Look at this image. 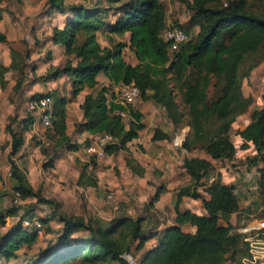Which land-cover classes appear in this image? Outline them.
Here are the masks:
<instances>
[{
  "label": "trees",
  "instance_id": "16d2710c",
  "mask_svg": "<svg viewBox=\"0 0 264 264\" xmlns=\"http://www.w3.org/2000/svg\"><path fill=\"white\" fill-rule=\"evenodd\" d=\"M5 1L10 0H0V18L1 3ZM14 1L20 3L21 0ZM81 1L68 4L66 0H47L48 10L63 12L66 9L71 14L61 29H52L51 35V42L64 45L67 58L61 68H50L36 79H54L65 74L71 86V96L77 95L84 87H93L98 73H102L112 85L133 84L139 90L140 99H152L164 109L173 124L183 122L188 126L189 131L181 143L183 149H201L214 160L230 159L235 153L229 136L230 128L235 118L244 113L252 102L251 97L242 95L240 80L248 76L256 62L241 75L238 70L246 56L264 49V10L260 13L251 11L246 6V0H189L186 2L191 11L188 24L196 26L197 32L169 57L167 43L161 38L166 23L159 0H103L104 6H100L99 0L91 4L89 0ZM109 11L118 14L112 23L105 19ZM102 30L104 37L110 41L106 32L115 36L129 33L128 48L137 63L130 65L123 60V41H117L111 47H100L96 34ZM5 41L0 32V42ZM9 54L10 65L5 67L0 63V88L6 84L3 74L8 68H15L20 74L24 67L23 58L17 52L10 49ZM71 54L77 59L73 65L68 58ZM260 60H264V54ZM170 80L172 86L169 85ZM19 83L20 78H17L13 90L18 88ZM209 87L217 88L219 94L209 99ZM174 89L176 93H173ZM104 90L102 88L95 96L85 95L80 104L84 121L79 126L90 134L109 135L111 142L104 145L103 153L110 155L119 150L125 151L126 165L136 174H141L126 147L143 127L141 115L129 107V125H124L114 111L122 110V107L112 100L107 101ZM175 94H178L179 102L175 101ZM43 96L51 99L49 126L45 128L51 152L60 147L76 150L78 144L71 143L65 134L66 99L57 97L54 92L33 94L30 98ZM31 123V117L26 114L16 122L10 116L4 125V131L10 137L7 159L10 188L9 191H0V200L8 195L11 204L0 208V227L5 224L6 218L16 217L17 220L0 234V264L15 260L21 246L28 247L37 238L33 227L21 225V219L30 215L18 216L20 206L12 202L28 198L50 206V212L39 219L41 225L56 220L61 227L56 232L54 244L22 264H128L123 255H130L132 249L140 250L144 242L151 238H156L157 244L144 251L136 264H239L240 259L247 255L243 234L236 228L243 221H248L253 209H239L233 186L211 181L204 190L207 198L202 199L204 214L178 210L182 196L201 197L196 187L212 169L207 160L197 157L183 160L182 166L190 180L175 193L173 224L160 232L154 227L147 228L144 218L132 219L124 215L110 220L85 218L64 213L55 201L33 190L24 171L12 159L23 143L22 132ZM235 135L240 142L239 149L250 146L254 150L253 155L246 158L248 165L261 163L257 168V207L260 208L257 218L261 219L264 218V154L261 153L264 107L252 110L249 122ZM165 137L156 130L152 139ZM41 151L46 152V149L41 148ZM88 158L93 168L95 156L89 155ZM51 162L48 159L46 166H50ZM79 167L75 184L94 186L95 179L92 171L87 170V164H79ZM160 191L161 188L156 189L150 203L157 199ZM231 213L237 214L235 224L226 222L224 226L219 225V219ZM182 224L193 226L194 230L183 232L180 229Z\"/></svg>",
  "mask_w": 264,
  "mask_h": 264
},
{
  "label": "crops",
  "instance_id": "0c3cea01",
  "mask_svg": "<svg viewBox=\"0 0 264 264\" xmlns=\"http://www.w3.org/2000/svg\"><path fill=\"white\" fill-rule=\"evenodd\" d=\"M78 1L82 2L81 0H66L68 4H77ZM47 6V0H21L20 9L2 10L1 12L0 32L5 36L6 41L0 42V63L5 67L10 65L9 51L12 49L23 58L24 67L20 74L15 68H8L3 74L6 84L0 88V191L10 188L7 161L10 137L4 131V125L10 116L17 115V119L14 117L16 122L28 114L32 123L27 130L22 132L23 143L12 159L18 168L24 171L32 189L37 190L42 197L55 201L64 213L85 218L97 217L102 220H110L123 215L132 219L144 218L147 228L154 227L160 232L166 226L173 224L175 193L179 187L187 185L190 180L182 163L185 158L190 157L207 160L212 165V169L199 180V185L196 187L201 197L193 199L189 196H182L178 203L179 211L189 210L204 214L202 199L207 198L204 190L213 180L233 186L234 194L238 198L239 209L257 207L259 202L257 168L261 166V163L248 165L246 158L253 155L252 147L239 149L240 142L236 140L233 142L235 153L230 159L222 160L211 159L198 148L185 150L181 147V143L189 131L188 126L183 122L173 124L164 109L152 99L139 98L130 106L140 113L143 127L137 131V136L129 141L126 147L128 155L140 168L141 174H136L126 165L125 156L127 154L122 150L110 155L95 156V166L92 168L88 163L89 155L83 148L91 143L97 134H90L80 128L79 125L84 121L80 104L85 95H98L102 88L105 89L103 94L106 100H112L118 104V85L110 84L102 73H98L95 77L96 84L93 87H84L77 95L71 96V86L65 74H60L54 79H36L50 68H61L67 58L64 55V45L51 42V35L52 29H61L71 14L66 9L63 12L51 11ZM1 7H3L2 3ZM117 17L118 14L109 13L105 19L112 23ZM106 33L111 41L104 37L103 30L96 34L100 47H111L115 42L123 41L125 46L121 50V56L126 63L135 65L137 61L128 48L129 33L125 32L122 36ZM124 50H129L131 58L124 56ZM68 58L72 65L77 61L72 54ZM17 78H20V83L18 88L13 90ZM46 92H54L57 97L66 99L64 104L65 134L71 143L78 144L76 150L60 147L55 152H51V146L45 137V128L39 121V112L26 111V102L33 94ZM242 94L247 95L244 90ZM249 97L252 99L251 105L254 104L256 98ZM254 109L259 108L251 106L248 110L251 112ZM120 120L124 125H129L128 109L126 115ZM248 122L249 118L245 125ZM233 128L231 126L230 130ZM156 130L165 134L166 137L153 140L152 137ZM41 148L46 149V152H42ZM48 159L52 160L50 166H46ZM82 163H86L87 170L92 171L95 179L94 186L75 184L80 173L79 164ZM157 188H161V191L157 199L150 203ZM107 189H116L117 206L115 208L107 206L103 199L98 197ZM31 199L34 200V198H29V201ZM64 207L81 208L84 213H69ZM236 216V213H231L219 219L218 223L222 226L226 222L234 225ZM12 219H15L14 222L17 220L16 217L5 219V224L0 227V234L14 223H9L8 220ZM51 225L56 227L54 228L55 233L61 227L56 220H50L42 225V230L44 227H52ZM180 229L183 232H192L194 227L182 224ZM156 244V238H151L144 242L140 250H133L141 256L144 251Z\"/></svg>",
  "mask_w": 264,
  "mask_h": 264
},
{
  "label": "rangeland",
  "instance_id": "374dc122",
  "mask_svg": "<svg viewBox=\"0 0 264 264\" xmlns=\"http://www.w3.org/2000/svg\"><path fill=\"white\" fill-rule=\"evenodd\" d=\"M72 1H75V0H72ZM95 1L97 0H89L88 2H90L91 4ZM99 1H100V6H104L105 2L103 0H99ZM159 1L164 10L165 23H171L173 26H177V27L180 26L187 33L188 39L193 38L197 32V27L189 26L188 24V18L191 15V11L190 9L187 8L186 2H188L189 0H159ZM218 1L225 2L226 0H218ZM120 2H122V0ZM120 2H118L117 4H119ZM2 4H3V7H1V9L4 11L5 10L9 11L13 9L16 10V8L20 9V3H17L14 0L5 1ZM246 6L251 11L260 13L264 10V0H246ZM111 12L113 11H109V13ZM263 54H264V49H260L256 53L246 56L238 70V74L241 75L243 74V72L247 70L250 64L256 62V66L249 72L250 74H248V76L242 77L240 80L241 93L244 90L247 94L246 96H254V98H256L254 101V104L252 105L250 104V107L253 106V108H261L262 106H264V60H260V57ZM130 55L131 54L129 53V50H124L125 57L129 56L131 58ZM170 75L171 74H168V76ZM211 82H213V79L211 80ZM171 83L172 82L170 80V83H169L170 86H172ZM173 93H176L175 89L173 90ZM218 94L219 92L217 91V88L209 87L207 90V96L209 99L217 96ZM174 99L176 102H179L178 94H175ZM250 107L248 106V108L244 112V115L242 113L238 115L239 117L237 116L238 118L237 117L235 118L232 124V128L233 126L235 128L230 130V139L232 142L236 141V135H235L236 131L239 130V128L243 127L246 121L248 120L249 114H250V111L248 109ZM179 108H181L180 105H179ZM14 117L15 119H17V115H15ZM237 119L238 121L236 122ZM237 124L239 126H237ZM12 126H14V124ZM113 190L115 192L116 189H113ZM5 191H9V189ZM102 193L103 192H101L98 195V197L101 200H102ZM10 204H11V198L8 195L4 196L0 200V208L8 207ZM15 204L20 206V208L18 209V216L30 215V217L33 216L36 219H40V218H43L46 214H48L50 211V206L48 204L35 203L33 199L29 201V198L26 199V201L16 202ZM64 209L65 211L69 213H81V214L84 213L83 209L81 208L77 209L75 207H64ZM259 212H260L259 207L253 208L252 212L249 213L248 215V221L259 219L257 218ZM14 220L15 219L8 220V221L9 223H12L14 222ZM51 226L52 227H48V228L44 227L42 230V225H41L40 231L37 234V238L35 242L28 247L24 245L21 246V248L17 251V258L15 260H10L7 264H22L23 262H27L30 259L36 258L37 255H40L41 251L44 248H46L49 245L54 244L56 240V233H55L54 228L56 227H53L54 225H51ZM138 254L139 253H136V251H134L133 249L130 251V256L135 263H137L138 261V257H139ZM72 264H77V262H74ZM107 264H115V263L112 262V263H107Z\"/></svg>",
  "mask_w": 264,
  "mask_h": 264
},
{
  "label": "built area",
  "instance_id": "2783aa9c",
  "mask_svg": "<svg viewBox=\"0 0 264 264\" xmlns=\"http://www.w3.org/2000/svg\"><path fill=\"white\" fill-rule=\"evenodd\" d=\"M161 38L167 43V54L170 57L182 44L188 40L187 33L180 27L166 23L161 32ZM139 99V90L133 84L117 87V103L122 110L115 111V114L122 118L126 115L127 109ZM26 111L39 112V121L46 128L49 126V115L51 111V99L48 96L29 98L26 102ZM111 142V138L107 134L95 136L91 143L84 146V151L88 155L102 156L103 147ZM264 154V144L261 149ZM104 203L112 208L117 206L115 200V192L113 189L104 190L102 193ZM13 202H18L16 199ZM23 227H33L37 234L40 231V222L33 216H28L21 220ZM236 231L243 234V242L246 245L247 255L240 260V264H264V218L252 221L242 222L236 228ZM128 264H136L129 254L124 255Z\"/></svg>",
  "mask_w": 264,
  "mask_h": 264
}]
</instances>
